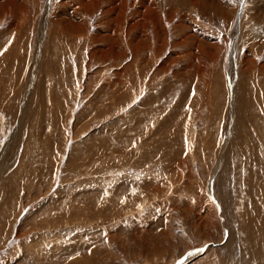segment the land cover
Segmentation results:
<instances>
[{
    "label": "rangeland",
    "instance_id": "rangeland-1",
    "mask_svg": "<svg viewBox=\"0 0 264 264\" xmlns=\"http://www.w3.org/2000/svg\"><path fill=\"white\" fill-rule=\"evenodd\" d=\"M89 1L0 0V264H264V22Z\"/></svg>",
    "mask_w": 264,
    "mask_h": 264
},
{
    "label": "bare ground",
    "instance_id": "bare-ground-1",
    "mask_svg": "<svg viewBox=\"0 0 264 264\" xmlns=\"http://www.w3.org/2000/svg\"><path fill=\"white\" fill-rule=\"evenodd\" d=\"M81 1V0H80ZM109 2V4L110 5H112V3L110 2V0H108ZM187 1H189V2H192V4H193V6H196V5H198L199 3H200V0L199 1H195V0H187ZM12 2V1H11ZM50 2V1H49ZM83 2V1H82ZM99 2H100V0H99ZM98 2V3H99ZM107 2V1H106ZM202 2V1H201ZM61 3V2H60ZM81 3V2H80ZM94 3V2H93ZM93 3L92 2H90L89 0H87V2L86 3H82L84 6H86L87 8L89 7V6H91V5H93ZM96 3V2H95ZM124 3V2H123ZM132 3V2H131ZM53 4V3H52ZM141 4V3H140ZM145 4V3H144ZM201 4V3H200ZM245 5L247 4V8L250 10V11H256V16L257 17H259L260 18V20L262 21V22H264V0H245V3H244ZM81 5V4H80ZM96 5V4H95ZM126 5V4H125ZM131 5V4H130ZM139 5V4H138ZM154 5V4H153ZM52 6H54V5H52ZM79 6V5H78ZM78 6H76L75 5V7H78ZM107 6H109V5H107ZM132 6V5H131ZM46 7V6H45ZM62 7V6H61ZM66 7V6H65ZM80 7V6H79ZM105 7H106V5H105ZM134 7H135V5H134ZM133 7V8H134ZM244 6H242L241 4H240V2L238 3V5L235 7L236 9H238V11H239V14L241 15V14H243V12L245 11V7L243 8ZM58 8V7H57ZM64 8V7H63ZM141 8V7H140ZM75 9H78V8H75ZM125 9V8H124ZM138 9V8H137ZM74 10V9H73ZM110 10H107L106 12H104V14L105 13H109V15H110V12H109ZM76 12V11H75ZM146 15H148L149 13L150 14H153V8H152V6H151V8H149V7H147V9H146ZM73 14H74V12H73ZM77 15V14H76ZM79 15V14H78ZM72 16V15H71ZM109 18V20L111 19L110 18V16H108ZM74 18V17H73ZM118 18H120V16L118 17ZM136 18V17H135ZM78 19V18H77ZM243 20V19H242ZM258 20V19H257ZM68 21V20H67ZM79 21V20H78ZM119 21V20H118ZM243 22V21H242ZM104 23V22H103ZM82 25V24H81ZM84 25V24H83ZM70 26H72V25H70ZM242 26V25H241ZM71 31H75V30H77V29H79V26H76V25H74V26H72L71 28H69ZM81 31V30H80ZM118 33V32H117ZM107 41H109L110 40V37H107V38H105ZM201 45V44H200ZM202 46V45H201ZM111 49V48H110ZM216 51V50H215ZM213 52V51H212ZM99 53V52H98ZM216 59V58H215ZM233 59V58H232ZM230 62V61H229ZM234 62V61H233ZM261 71H263L264 70V66L263 67H261ZM232 88H234V87H232ZM233 94V93H232ZM17 132V131H16ZM21 209V208H20ZM214 215H215V212H214ZM46 223V222H45ZM31 245H34V243L33 244H31ZM30 245V246H31ZM34 246H36V244L34 245ZM30 248V247H29ZM29 248H26V249H29ZM200 252H198V253H194L193 255H189V257L188 258H186L185 259V261L184 262H186V261H188V260H190L191 258H193L194 256H196V255H198ZM251 255V254H250ZM225 256H227V255H225ZM224 256V257H225ZM229 256V255H228ZM224 257H223V259H221V260H219V264H227V261H226V258L224 259ZM255 257H257V256H255V255H252V258H255ZM261 261V260H260ZM183 262V263H184ZM261 264H263V262L261 263Z\"/></svg>",
    "mask_w": 264,
    "mask_h": 264
}]
</instances>
